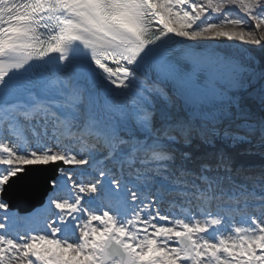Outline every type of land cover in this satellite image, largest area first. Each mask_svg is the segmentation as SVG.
<instances>
[{"label": "snow or ice", "instance_id": "snow-or-ice-1", "mask_svg": "<svg viewBox=\"0 0 264 264\" xmlns=\"http://www.w3.org/2000/svg\"><path fill=\"white\" fill-rule=\"evenodd\" d=\"M0 264H264V0H0Z\"/></svg>", "mask_w": 264, "mask_h": 264}, {"label": "water", "instance_id": "water-1", "mask_svg": "<svg viewBox=\"0 0 264 264\" xmlns=\"http://www.w3.org/2000/svg\"><path fill=\"white\" fill-rule=\"evenodd\" d=\"M53 165L30 166L9 190L7 199L13 209L29 212L46 200L44 180L54 172Z\"/></svg>", "mask_w": 264, "mask_h": 264}, {"label": "bare ground", "instance_id": "bare-ground-1", "mask_svg": "<svg viewBox=\"0 0 264 264\" xmlns=\"http://www.w3.org/2000/svg\"><path fill=\"white\" fill-rule=\"evenodd\" d=\"M220 47L223 48V47H225V45H224V44H220ZM233 47H234V45H233ZM40 208H41V207H40Z\"/></svg>", "mask_w": 264, "mask_h": 264}, {"label": "rangeland", "instance_id": "rangeland-1", "mask_svg": "<svg viewBox=\"0 0 264 264\" xmlns=\"http://www.w3.org/2000/svg\"><path fill=\"white\" fill-rule=\"evenodd\" d=\"M38 209H40V208H38ZM38 209H36V210H38ZM36 210H34V211H36ZM34 211H33V212H34ZM29 213H32V212H29ZM29 213H22V215H23V214H29Z\"/></svg>", "mask_w": 264, "mask_h": 264}, {"label": "trees", "instance_id": "trees-1", "mask_svg": "<svg viewBox=\"0 0 264 264\" xmlns=\"http://www.w3.org/2000/svg\"><path fill=\"white\" fill-rule=\"evenodd\" d=\"M257 162H259V160L257 159Z\"/></svg>", "mask_w": 264, "mask_h": 264}]
</instances>
